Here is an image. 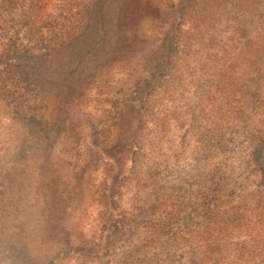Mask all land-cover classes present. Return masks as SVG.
Wrapping results in <instances>:
<instances>
[{"label": "rangeland", "instance_id": "rangeland-1", "mask_svg": "<svg viewBox=\"0 0 264 264\" xmlns=\"http://www.w3.org/2000/svg\"><path fill=\"white\" fill-rule=\"evenodd\" d=\"M0 264H264V0H0Z\"/></svg>", "mask_w": 264, "mask_h": 264}]
</instances>
